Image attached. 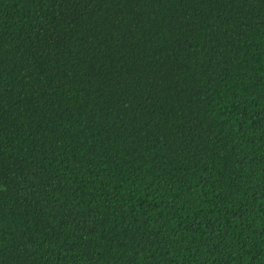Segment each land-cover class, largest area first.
I'll list each match as a JSON object with an SVG mask.
<instances>
[{
	"label": "trees",
	"instance_id": "16d2710c",
	"mask_svg": "<svg viewBox=\"0 0 264 264\" xmlns=\"http://www.w3.org/2000/svg\"><path fill=\"white\" fill-rule=\"evenodd\" d=\"M0 264H264V0H0Z\"/></svg>",
	"mask_w": 264,
	"mask_h": 264
}]
</instances>
